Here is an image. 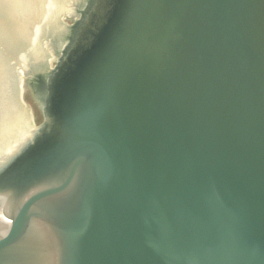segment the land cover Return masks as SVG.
I'll return each instance as SVG.
<instances>
[{
    "label": "water",
    "instance_id": "95a60500",
    "mask_svg": "<svg viewBox=\"0 0 264 264\" xmlns=\"http://www.w3.org/2000/svg\"><path fill=\"white\" fill-rule=\"evenodd\" d=\"M71 8L0 264H264V0Z\"/></svg>",
    "mask_w": 264,
    "mask_h": 264
},
{
    "label": "bare ground",
    "instance_id": "6f19581e",
    "mask_svg": "<svg viewBox=\"0 0 264 264\" xmlns=\"http://www.w3.org/2000/svg\"><path fill=\"white\" fill-rule=\"evenodd\" d=\"M75 1L79 5L83 2L0 0V165L32 134V128L24 123L21 104L15 100L14 86L25 76L48 70L43 62L49 58L44 44L50 41V48L62 46L66 31L57 20L73 10ZM18 93L22 95L21 89ZM4 230L0 222V234Z\"/></svg>",
    "mask_w": 264,
    "mask_h": 264
},
{
    "label": "rangeland",
    "instance_id": "374dc122",
    "mask_svg": "<svg viewBox=\"0 0 264 264\" xmlns=\"http://www.w3.org/2000/svg\"><path fill=\"white\" fill-rule=\"evenodd\" d=\"M77 4V3H76ZM79 6V4H78ZM67 8V7H66ZM77 9V8H76ZM77 11H70L66 13L65 15L61 16L57 21H59L60 26L63 27H70L73 25L74 19L77 20L78 17ZM79 16V15H78ZM49 40V39H48ZM55 40V39H54ZM53 44V42H51ZM50 45V41H47L46 45L44 44V49L46 50V54L49 55V58L43 59L45 60V66L49 70H52L55 68L58 57L55 52L57 51V47H48L47 45ZM47 46V47H46ZM20 89L22 91V95L18 93L20 92ZM34 89L30 87L23 78L20 81V84H16L14 86V95L15 100H17L18 104H21V108L23 112L25 113V125L28 126L29 129H33L34 127H37L39 124L42 123V115L38 109H36L35 104H37V101L33 96L35 94L33 93ZM19 94V95H18ZM37 106V105H36ZM40 109V107H39Z\"/></svg>",
    "mask_w": 264,
    "mask_h": 264
},
{
    "label": "flooded vegetation",
    "instance_id": "af4514ba",
    "mask_svg": "<svg viewBox=\"0 0 264 264\" xmlns=\"http://www.w3.org/2000/svg\"><path fill=\"white\" fill-rule=\"evenodd\" d=\"M44 80L42 77L36 78L33 82H32V87L34 89V94L35 96H33L35 98V100L37 101V104H35L36 109H38L41 113V100L44 97V93L42 92V87L44 86ZM37 105V106H36ZM40 107V109H39ZM40 125V124H39ZM38 125V126H39Z\"/></svg>",
    "mask_w": 264,
    "mask_h": 264
}]
</instances>
